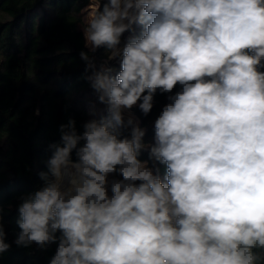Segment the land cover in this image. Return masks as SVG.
<instances>
[{"label": "clouds", "instance_id": "clouds-1", "mask_svg": "<svg viewBox=\"0 0 264 264\" xmlns=\"http://www.w3.org/2000/svg\"><path fill=\"white\" fill-rule=\"evenodd\" d=\"M83 32L91 53L106 50L98 70L80 57L108 115L82 133L60 125L43 186L18 206L16 245L58 241L50 264H264V0H108ZM177 85L146 144L124 111L139 101L148 115ZM5 236L0 222V254Z\"/></svg>", "mask_w": 264, "mask_h": 264}, {"label": "trees", "instance_id": "trees-1", "mask_svg": "<svg viewBox=\"0 0 264 264\" xmlns=\"http://www.w3.org/2000/svg\"><path fill=\"white\" fill-rule=\"evenodd\" d=\"M96 1L97 10L108 2ZM91 2L0 0V222L10 245L0 254V264H50L58 241L43 249L35 243L29 247L15 243L21 231L17 224L21 198L43 186L39 173L47 171L50 146L61 142V124L74 119L82 133L85 122L108 115L86 79L92 69L86 71V62L80 57L81 51L89 52L96 70L106 60L105 48L91 53L85 47L83 10ZM142 27L137 22L129 32L138 35ZM107 66L114 69L113 75L120 71V62L109 61ZM179 90V85L170 94L158 89L148 115L139 109V101L133 107L139 126L146 130V144L154 142V122L168 103L167 96ZM118 131L120 139L130 138L129 127ZM71 159L77 160L75 149ZM138 159L153 165L147 150H141ZM155 166L163 179L166 166ZM119 179L117 173L109 175V195L111 182Z\"/></svg>", "mask_w": 264, "mask_h": 264}, {"label": "rangeland", "instance_id": "rangeland-1", "mask_svg": "<svg viewBox=\"0 0 264 264\" xmlns=\"http://www.w3.org/2000/svg\"><path fill=\"white\" fill-rule=\"evenodd\" d=\"M97 8H98L97 1L96 0H92L91 4L89 6H87V7H85L84 10H83V18H84V21H85V18H90L91 16H93L96 13ZM123 35H124V38H123V41L120 44V47L121 48H123L124 44L127 43L129 37L134 36V34L133 33H130L129 31L125 32ZM112 61L113 62H120V58H118L116 60H112ZM124 115H125V121L129 117V115H131V116L134 117V119L136 121L139 122V120L137 119L136 115L133 113V108L131 110H125L124 111Z\"/></svg>", "mask_w": 264, "mask_h": 264}]
</instances>
